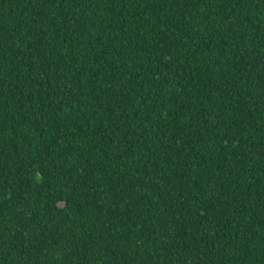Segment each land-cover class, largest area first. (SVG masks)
I'll return each instance as SVG.
<instances>
[{"label":"trees","instance_id":"obj_1","mask_svg":"<svg viewBox=\"0 0 264 264\" xmlns=\"http://www.w3.org/2000/svg\"><path fill=\"white\" fill-rule=\"evenodd\" d=\"M0 264H264V0H0Z\"/></svg>","mask_w":264,"mask_h":264}]
</instances>
